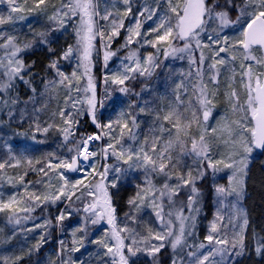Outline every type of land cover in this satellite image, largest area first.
Here are the masks:
<instances>
[{
  "label": "snow or ice",
  "instance_id": "1",
  "mask_svg": "<svg viewBox=\"0 0 264 264\" xmlns=\"http://www.w3.org/2000/svg\"><path fill=\"white\" fill-rule=\"evenodd\" d=\"M7 3L8 14H0V25L13 23L15 20L25 19L22 15L25 10L28 12L43 11L47 0H32L33 6L27 8V0L18 3V0H0V3ZM126 8L121 14L119 11L113 13L105 9L101 14L98 8V0H62L60 7L54 11L49 20L54 21L59 28L72 22L76 35V44L69 45L59 59L68 60L77 56L79 60L78 68L84 69V75L88 77L87 87L83 89L85 96L81 100H72V107L77 104L87 105L86 114L91 118L98 132L92 134H81L79 139H75V125L79 123L77 116L84 114L83 108H78L75 113L66 112L60 109L59 116L63 121V127L58 130L66 143L71 144L68 152L71 155L67 158L56 157L54 153H49L45 161L33 160L24 156L11 154L9 150L8 159L0 162V172L5 168H24L23 173L16 177H8V183L15 186L17 183L23 185L24 194L13 193L7 199L0 193V212L9 213L10 223L21 224L22 221L32 219L31 213L41 205L68 201V207L79 201L80 208L75 209L82 212L81 222L72 231V246L68 248L65 242L60 241V251L58 257H62L65 252H78L84 247L89 226H102L107 224L104 236L99 240H92L99 248L104 249L101 256L97 252L98 264H132L133 258H140L144 254L151 258L152 264H158V253L166 245H170L174 253L172 264H178L175 258L177 248L181 250L186 246V236L192 235L190 228L195 227V216H185L183 210L179 209L175 213L168 212V217L175 215V221L179 223V230L174 231V221L168 219L165 222L162 201L166 197L170 203H174L180 191L188 188L187 207L190 212H198L195 207L200 197V191L196 182L211 170L213 175L224 169H230L232 174L229 176V185L216 186L215 192L219 196L235 194L237 197L243 195L244 176L247 174L249 156L254 149L264 150V0H224L223 5L219 0H163L164 7L161 11V0H154L156 7L146 6L139 11L135 26L127 29L129 36L125 44L121 47L131 45L135 38L140 37L143 44L155 49L154 53H149L141 58L138 50H130L124 58L128 61L122 64V69L105 77V84L110 80L113 85H118L121 93H128L126 82L140 77H151L160 66L159 54L162 52L165 59L177 57L178 54H189V63L197 65V61L191 56L193 44L195 49L200 51L199 62L196 67L198 79L192 85L195 104L190 97L187 103L181 98L179 89L184 87L182 84L176 85L177 95L174 104H170L163 120L172 125L175 129L160 127L162 133L159 137H154L151 148L148 147V140L145 138L143 144L138 149L124 147L122 139L127 135L130 139L136 140L137 136L134 129L138 127L135 115L131 112L121 111L115 120L101 123L97 117V108L105 106L104 99H98L96 88L91 75L92 55L96 51L94 41L99 39L101 48L104 50V61H107L116 53L109 49L111 40L119 35V31L124 27L123 18L132 12L131 0H123ZM235 13V19L232 13ZM97 17L103 21H110V32L98 28ZM154 20L155 27L150 28L149 32H141L143 21ZM78 18V23L73 21ZM57 29V30H58ZM230 29L233 35L225 34L224 30ZM202 34L207 36V41L202 38ZM154 35V38H151ZM38 41L29 40L21 43L13 35L0 33V49H3V56L0 57V93L7 96V99L0 98V109L15 105L17 98L10 95L15 87L17 79L30 85L29 80H25L24 73L29 72L31 65L26 64L21 57V53L33 47V44H48L47 33H37ZM139 42V41H137ZM182 44V46H178ZM205 49L211 54L206 56ZM49 51H53L49 48ZM221 53L227 54L222 56ZM239 54V55H238ZM180 58H183L182 56ZM211 59L208 64V79H204V65L207 59ZM241 60L240 71L237 73L235 67L231 68V76L228 77L229 91L225 92L227 103L231 106L234 114H241L237 120H229L227 115L221 116L216 126L209 127L208 121L212 116L216 106V98L219 93L218 77L224 66H227L237 59ZM59 60H52L48 68L55 70L59 80L48 81L47 87L65 86L71 91L72 82L81 79L74 70L71 77L60 71ZM191 75V73H189ZM240 76V85L243 88L246 99L243 103L240 100V93L234 87L236 76ZM186 90V89H185ZM35 91V89H33ZM77 91L79 89L77 88ZM138 95V94H137ZM71 100L69 96L66 99ZM131 107V106H130ZM183 108V111H181ZM39 111V110H37ZM145 112V108H140ZM190 113V115H189ZM56 115V113H53ZM11 116V111H9ZM159 119V115H157ZM131 121V124L129 123ZM55 125L48 124L41 128L36 123V131L47 133ZM196 126L199 129V136H195L191 129ZM119 128V134L116 129ZM167 131L169 139L162 146L163 133ZM108 137V143L103 145L99 151L90 150V145L95 141H103ZM215 139L216 148L224 149L220 152L219 158L213 152V145L210 138ZM71 138V139H70ZM190 142V147L188 146ZM180 149L181 156L188 155L196 157L197 169L194 174L189 168L187 173L179 170L180 160L173 162L172 152ZM101 157L107 160L115 157L127 168L110 165L107 163L99 164L96 160ZM56 163H53V160ZM14 161V163H13ZM37 168L36 165H41ZM89 169H91L89 171ZM102 169V170H101ZM143 170L145 173V185H137V192L134 197L128 200V204L135 211L139 212L142 207L149 206L153 209L157 219L164 226L163 231H153L148 228L147 236L140 235L135 229L125 223L120 226L116 215L111 189H118L121 179L130 170ZM28 171L37 172L45 180H37L35 183H43L45 191H29L28 185L32 182H25ZM81 173V178L73 181L68 173ZM162 175L165 177L164 183L157 187L151 178V174ZM51 174V175H50ZM4 179L0 176V180ZM175 179L176 183L170 181ZM55 180L56 183L52 181ZM79 193V194H77ZM235 207V206H234ZM238 214H242L237 209ZM72 213L67 209H62L56 217L57 225H61ZM126 219L136 222L134 215L125 214ZM221 219L219 213L216 220ZM191 221V223H187ZM248 221L244 219V225ZM51 225L50 220L43 224L35 225V228L47 229ZM34 229H27L31 232ZM81 234V235H78ZM47 237L41 235L40 239L33 246L38 249L46 241ZM243 231L233 236L230 243L227 236L221 237L218 232L217 223L210 224L209 232L204 237L208 246H211L207 253H200L199 249L206 247L201 242L198 245L189 246L196 251H188L190 258L189 264H217L213 259L221 257V264L226 257L231 256L232 252L239 256L244 251ZM131 241L127 243L126 241ZM158 241V243H156ZM238 251H235L236 249ZM22 253L15 256H0V264H19L23 260ZM257 254L264 252V244H259L256 248ZM107 257V260L104 259ZM51 264H56L53 260ZM60 264H75L69 256L68 259H61ZM180 264H183L181 259Z\"/></svg>",
  "mask_w": 264,
  "mask_h": 264
},
{
  "label": "rangeland",
  "instance_id": "2",
  "mask_svg": "<svg viewBox=\"0 0 264 264\" xmlns=\"http://www.w3.org/2000/svg\"><path fill=\"white\" fill-rule=\"evenodd\" d=\"M18 3H20V0H18ZM219 3L223 5V0H219ZM131 6H132V12L127 16L123 18L124 27L120 29L119 35L114 37L111 42L109 43V49L116 53L114 56H112L107 61V66H105L104 61V50L101 48V42L99 39L94 41L96 51L93 52L92 55V65H91V75L93 77V81L96 88V94L98 99H104L105 106L103 108H97V117L101 123H107L110 119L115 120L118 113L121 111L124 112H131L135 115L136 122L138 127L134 129V132L136 133L137 139L132 140L127 135H125L122 139V143L124 147H132L134 149H138L141 144L145 141V138L148 140V147L151 148V145L153 141L151 142L150 137L146 133H150L154 137H159L162 135L160 131L161 125L164 126V128H167L161 121H159L156 117V122L151 123L148 127V132L146 131V128L144 130H141L139 127V123L141 121L145 122L147 121V118H141L143 115H145L148 112L154 111V114L156 113L155 110V103H159V109L161 112L164 113V115L167 113L168 107L170 104H174L176 101V85L182 84L184 87L179 89V93L181 95V98L187 103L189 98H192L193 104H195V97L193 96V89L192 85L195 83V81L198 79L196 76V67L199 62L200 57V51L198 49H195V45L193 44V51L191 52V56L197 61V65H191L189 63V54H178L177 57H168L165 59L163 56V53L161 52L159 54V63L160 66L156 69L155 73L151 77H140L137 75L136 79L129 80L126 82L128 88L130 91L128 93H121L118 88V85H113L111 81L109 80L107 85L105 84V77L111 76L113 73L119 71L122 69V64L128 63L126 59H124L128 52L130 50H138V55L143 58L147 56L149 53H154L155 49L150 47L149 45L143 44V40L140 37H137L134 39L133 43L131 45H128L127 47H121L125 44L126 38L129 36V33L127 29L129 27L135 26L136 18L139 16V11L143 10L146 6L156 7V4L154 3V0H131ZM163 0H161V11L164 7ZM59 8V7H58ZM57 8V9H58ZM98 8L101 14H104L105 9L108 11H111L113 13L119 11L121 14L123 13L126 6L123 3V0H98ZM54 13V12H53ZM0 14L7 15L8 14V5L7 3H0ZM232 18L235 19V13H232ZM74 19V18H73ZM78 23V18H75ZM98 21V28L103 29L106 32H110V21L106 22L103 20H100L99 17L96 18ZM156 18L154 17L153 20H144L141 32H149L150 28L155 27L154 20ZM51 22L52 26L46 27L49 34L46 30L43 32L47 33V40L51 42V37L55 38V35L60 38L59 40H62L65 42V47H63V52L67 49L69 45H75L76 44V35L73 28V24L70 22L67 23L64 28H59L56 22L49 20ZM22 25L18 23V19L15 20L13 23L7 24V25H0V33H3L6 35H13L16 36L19 40V42L24 43L29 40H36L38 41V37L35 35L33 37H26L21 38L23 28ZM58 29V30H57ZM230 29H225L224 32H229ZM24 37V35H23ZM202 38H205L207 40V36L202 34ZM58 40V39H57ZM139 41V42H137ZM3 40L0 39V43H2ZM47 44H40L38 42L33 44V47L30 49H33L38 46L46 47ZM61 47L63 44H60ZM178 46H182V44H178ZM59 47V48H61ZM28 49V50H30ZM54 51V50H53ZM62 52V53H63ZM4 54L3 49H0V57H2ZM206 56L210 57L211 54L207 52V49H205ZM23 58V54H20ZM183 58H180V57ZM24 59V58H23ZM239 58L236 60L238 61ZM211 63V59H207L204 65V79H208V64ZM241 63V60H240ZM79 64V60L77 56H73L68 60H65L63 63L62 60L59 61L58 67L60 71L65 70L64 73L71 77V74L74 70L77 71V74L80 73L81 79L76 82V80H73L72 82V88L75 89L73 92L74 98L72 100H81L86 95L83 89L87 87L88 84V77L84 75V69L82 67L78 68L77 66ZM233 68V67H232ZM236 69L237 73L240 71V65ZM228 68L223 67L221 70V73L218 77L219 80V88L223 86H228L229 80L228 77L231 76V71H227ZM261 71H264V69H261ZM63 72V71H62ZM191 73V75H189ZM50 78L48 81H53L54 76H56L55 70L52 69V71H49ZM25 80H29L30 82H34L36 79H32L31 72H25L24 73ZM56 80H59V77L56 76ZM237 79L240 80V76L237 77ZM18 85L16 87L17 92L21 95L22 103L24 104L25 108H28L29 103L32 102V99H29L26 97V89L23 87H27L30 89V85L24 83L22 80L17 79L16 80ZM47 81V82H48ZM46 82V83H47ZM45 83V85H46ZM52 88V87H51ZM48 88V89H51ZM77 88L79 91H77ZM186 89V90H185ZM239 89L243 90V88L239 87ZM238 90V89H236ZM244 91V90H243ZM71 92V91H69ZM132 92V93H131ZM119 94L127 96L130 94L134 95V101L129 105L131 106L129 110L122 105L118 107V109H115L116 113H110L106 110V104L113 98H117ZM138 94V95H137ZM1 96V95H0ZM5 99V98H3ZM71 100V101H72ZM69 102L68 107L72 106V102ZM132 107L134 110H132ZM16 109L14 105H9L8 107L0 109V115L4 114L7 121H17L20 122L23 120L22 117L29 116L31 117V111L28 109ZM76 108H83L84 113L86 114L87 105H80L77 104ZM140 108H145V112H141ZM22 110V111H21ZM9 111H11V116H9ZM66 111V109H65ZM77 110L73 107H71V111L75 113ZM181 111H183V108H181ZM24 112V114H22ZM36 113H39L36 110ZM212 112V116L210 117L208 123L210 126H216L217 121L221 118V116L227 115L229 120H237L241 118V114L237 113L236 117L234 114L230 116L229 113H224L223 115H220L219 113L214 114ZM87 115V114H86ZM163 115V116H164ZM190 115V113H189ZM87 117L91 119L88 115ZM78 120V117H76ZM163 120V119H162ZM28 128L24 130L26 135L28 137H40L39 131H36V124L35 122H31L28 119ZM131 124V121H129ZM77 125V124H76ZM64 125H62L63 127ZM169 126L172 129V125L169 124ZM169 127V128H170ZM173 135L175 134V129H172ZM99 131V129H98ZM97 131V132H98ZM119 128L116 129V133L119 134ZM192 133L197 136H199V129L196 128V126H193L191 129ZM95 133V132H94ZM92 134V133H91ZM168 138H166V136ZM23 136V135H22ZM61 141L63 147V152L59 154V158L61 156H67L69 157L71 153L68 152V148L71 147V144L66 143L63 140L62 134H60ZM107 139L108 143V137H105ZM71 139V138H70ZM169 139L168 132L165 131L162 136V140L160 141V144H162ZM150 140V141H149ZM37 142L39 139L36 140ZM98 144L99 149L104 145V141H95L92 145H90V150L94 151V147ZM189 147L190 142H189ZM9 150H11V154L16 156H24L27 157V153L31 154L34 150L33 144H28L27 141L17 142L15 139L10 138L8 135H5L1 131L0 127V162H3L4 160L8 159L9 157ZM177 153L175 151L172 152L173 156V162H176V159L179 158L180 160V168L179 170L187 173L189 168H191L195 174L197 169V164L195 163L196 157L194 156H188L184 155L181 156L180 149L177 148ZM224 151V149H219L218 152ZM257 153L254 150L250 156H249V162L248 167L246 169L247 174L244 176V186H243V195L240 197H237L235 194L232 195H225V196H219L215 192L216 186H225L228 187L229 185V176L232 174L230 173H224L223 171L216 173L213 175L211 170H208L206 172V175L203 179L198 180L196 182V186L200 191V197L198 202L196 203L195 207L199 209L198 212H190L187 207V198L189 195V189L184 188L180 191V193L174 197V203H170L167 198L165 197L162 201L163 204V210H164V219L165 222H167L168 219H172L174 221V231L179 230V223L175 221V215L172 217H168V212H176L179 209L183 210V214L185 216H195V227L188 229V231L192 232V235L186 236V246L181 250L180 248H177L175 258L178 261V264H180L181 259L183 260V264H189L190 258L187 256L188 251H196L195 248H190L189 246L192 245H198L199 243L203 242L205 243L206 247L204 249H199L200 253H207L209 248L211 246L207 245V242L204 240V237L208 234L210 224L212 222H216L218 226V232L221 237L227 236L230 243L232 241V238L235 234L240 233L243 231L244 235V251L241 255L236 256L234 254V251L232 252L231 256L226 257L225 260L222 262V264H233L235 261H237L239 258L244 256V254L247 252L246 250V239H247V232L246 229L248 227L247 225H244V219H247L246 215V206L244 205L243 201L245 200L247 193L245 189V183L248 179V170L252 163L257 158ZM216 157H218V154H216ZM55 162V159L53 160V163ZM14 163V161H13ZM98 163L103 164L107 163L110 165H117L124 168H127V165H123L121 161H117L115 157H109L106 161L103 160L101 157H98ZM37 166V168L41 167ZM26 167L22 166L20 168ZM10 168H5L3 172H0V176H3L4 179L0 180V193H3V198L7 199L9 195L13 193H17L19 195L24 194V187L21 184H16L15 186L10 185L8 183V179L6 178V172ZM102 170V169H101ZM24 171V170H22ZM23 173V172H22ZM51 175V174H50ZM81 173H78L76 176L77 178H81ZM69 176V175H68ZM71 177V176H69ZM151 178L153 180V183L160 187L164 181L165 177L162 175H157L155 173L151 174ZM25 182L31 181L32 183L28 185V190H40L41 193L45 191V188H43V183H35L37 180H47V177H42V175L38 174L37 172L28 171L27 175L25 176ZM171 184H175L176 180L173 179L170 181ZM137 185H140L143 187L145 185V173L141 170H130L126 176H124L120 183L118 189H111L112 196H113V202L114 206L116 207V215L118 219V223L120 226H123L125 223L128 224L129 227L135 229L140 235L147 236L148 234V228H152L153 231H163L164 226L159 222L157 219V216L155 215L153 209L149 206H145V214L147 216V220H143L141 214H137L128 204V200L131 197H134L137 192ZM41 186V189H40ZM130 188L131 194L129 193L128 189ZM127 190L128 193L123 194V200H121L122 191ZM133 195V196H132ZM121 202L119 206H116V202ZM60 202H58L56 205L47 204L44 205L45 207H50L52 209H56V207L59 205ZM68 201L65 200L64 206L62 209H67V211L71 212L72 215L69 216L67 219H70V222H76L75 220H79V223L81 222V216L83 215L82 212H77L75 209L80 208L81 204L79 201H76L71 208L66 206ZM43 206V205H41ZM40 206V207H41ZM235 206V207H234ZM40 207H37L33 213H31V216L33 217L30 220L22 221L21 224H15L10 223L8 216L9 213L7 212H0V256H15L20 255L22 253H28L31 249L30 254L24 255V258L22 261H25L27 259H30V262L27 264H50V261L48 257L44 254L45 250H48L50 247H53L56 245L57 251H60V241H64L65 244L68 246V248H71L70 246V239L68 236L61 235L60 229L61 225H57V221H55L57 215L55 214L54 219L51 218L53 216V213H49V215H46L44 213L37 214V210H39ZM61 209V210H62ZM237 209L241 210L242 214H238ZM37 215H36V214ZM134 215L136 217V222L133 223L131 220L126 219L125 214ZM219 213V216L221 219L216 220V215ZM149 216V220H148ZM46 220L51 221V225L47 229L43 228H35V225L37 224H43ZM152 220V221H151ZM187 223H191V221H188ZM107 224H103L102 226H89V231L87 234V237L85 239V248L88 244L87 240H99L104 236L105 229L107 228ZM27 229H34L33 231L29 232ZM55 233V238H53V234ZM41 235H45L47 237L46 241L41 244V246L36 249L33 246L37 243V241L40 239ZM127 243H131V241H126ZM158 243V241L156 242ZM45 248V250H44ZM257 248V246H256ZM94 252L102 253L105 251L102 248H99L96 244L93 248ZM167 249L166 253L170 254V258L168 261V254L167 255H158V264H172V260L174 258L173 250L171 249L170 245H166L165 248L161 249L162 251ZM169 249V252H168ZM81 250V249H80ZM78 252H68V256L80 254L81 251ZM237 248L235 251H238ZM49 251V250H48ZM57 252V253H58ZM41 254V256H38ZM60 258V257H59ZM105 260H107V257H104ZM217 264H221V257L216 256L213 258ZM61 260V258H60ZM21 262V261H20ZM132 264H152L151 258L140 254V258H133Z\"/></svg>",
  "mask_w": 264,
  "mask_h": 264
},
{
  "label": "trees",
  "instance_id": "3",
  "mask_svg": "<svg viewBox=\"0 0 264 264\" xmlns=\"http://www.w3.org/2000/svg\"><path fill=\"white\" fill-rule=\"evenodd\" d=\"M62 0H47L46 5L44 6L43 11H34V12H28L25 10V12L22 13V15L25 16V19L20 20L18 19V23H20L23 28V32L21 35V38L26 37H33L37 33L43 32L44 30L47 31L49 34L50 32L46 27L52 26L51 22L47 20L53 12L60 7ZM20 3H24V0H20ZM224 3V0H223ZM33 6L32 0H27V8H31ZM73 21L77 22V20L74 18ZM73 24L72 22H70ZM228 35H233V32L230 30L229 32L225 33ZM24 35V37H23ZM154 38V35L151 37ZM51 42L48 41V44L46 47L38 46L33 49L27 50L23 52V58L26 64L31 65V75L32 79H36L33 83L30 82V89L23 87L26 89V97L29 99H32V102L27 104L29 105L28 108H25L24 104L21 100V95L17 92V81H15V87L11 91L10 95L12 97L17 98V103L14 105L16 109H28L31 111V117L24 116L22 117L23 120L20 122L17 121H7L5 118V115H0V127L1 131L8 135L10 138L15 139L17 142L27 141L28 144H33L34 150L31 154L27 153V157L33 159V160H41L42 163L45 161L49 153H54L56 157H59V154L63 152V145L60 137V131L58 130V127H62L63 121L61 120L59 116L60 109H66V112L71 111V107H68L69 102L74 98L72 95L75 89L71 88V92H69V89L65 86L57 85L54 88L45 86V83L49 80L50 75L49 71H52V69L48 68L49 63L52 60H59L64 63L65 60L59 59L62 55L63 47H65V42L62 40H59L57 35L54 37H51ZM58 39V40H57ZM205 41H207L205 38H203ZM60 44H63L61 47ZM61 47V48H59ZM49 48H51L54 51H49ZM222 56H226L227 54L221 53ZM239 55V54H238ZM240 65V59L238 61H233L227 66H224L227 69V71H231L232 67H237ZM78 70V67H77ZM64 72L65 70L62 69ZM77 75H80L78 73ZM239 77V75H237ZM54 80H56V76L53 77ZM240 80L236 79L234 82V87L238 89L237 91L240 93V100L241 103L244 102L246 99V94L243 90L239 89L240 87ZM77 82V81H76ZM51 88V89H48ZM35 89V91H33ZM229 91L228 86H223L219 88V93L216 98V106L213 109L214 114L219 113L220 115H223L224 113H229L230 116L234 114L231 111V106L227 103V100L225 98V92ZM132 93V92H131ZM0 98L7 99V96L3 93H0ZM71 97V100H68L66 103V99L68 97ZM134 95L130 94L127 96L119 94L117 98L111 99L106 104V110L110 113H116L115 109H118L121 105L129 110L130 104L134 101ZM5 108V107H4ZM77 110V108H75ZM36 110H39V113H36ZM132 110L134 108L132 107ZM155 110L157 114H154V111L148 112L145 115H143L141 118H147V121L144 124V121L139 123V127L141 130H144L146 128V131L148 132V127L151 123L156 122V117L159 115V121H161L167 128L171 129L169 126V123L162 120L164 113L160 111L159 109V103H155ZM22 111V110H21ZM53 113H56V115H53ZM24 114V112H22ZM235 117L237 116L234 114ZM78 121L79 123L75 125L76 130V136L75 139H79L81 134L87 135L94 132H97L98 129L95 127L94 124H92L91 119L87 117V115L84 113L83 115H79ZM28 119L31 122L39 123L41 128L47 127L48 124L55 125L53 128H50L47 133L39 132L40 137H28L24 130L28 128ZM209 124V123H208ZM170 127V128H169ZM209 127L210 124H209ZM145 131V130H144ZM173 131V130H172ZM149 135L151 142L153 141V135L150 133H146ZM23 135V136H22ZM166 136V134H164ZM168 138V136H166ZM39 139L37 142L36 140ZM149 140V141H150ZM104 145L107 144V139L104 140ZM210 142L213 145V152L215 154H218V157L220 155L219 150L216 148V141L213 138H210ZM149 145V144H148ZM177 149V148H176ZM174 150L175 153H177V150ZM94 151H99L98 144L94 147ZM60 158H67V156H61ZM98 162V157L96 158ZM57 161L55 160L54 163ZM40 166V165H37ZM23 168H10L6 172V178L8 177H16L18 174H21L24 170ZM91 169H89L90 171ZM224 173H230V169H224ZM73 181H75L77 176H71L70 177ZM53 183H56L55 180L52 181ZM43 188H45L43 186ZM41 189V186H40ZM245 189L247 196L245 200L243 201L244 205L246 206V215H247V221H248V227L246 229L247 232V239L245 242L246 250L247 252L239 258L237 261H235L233 264H264V252L261 254H257L256 252V246L259 244H264V150L261 154L257 155V158L252 161L249 170H248V179L245 183ZM32 191H38L40 190H32ZM129 193L131 194L130 188L128 189ZM127 190L122 191L121 200H123V194L128 193ZM79 194V193H77ZM133 196V195H132ZM65 201L60 202L59 205L56 207V209H52L50 207H45L44 205L37 210V214L44 213L46 215H49V213H53V216H51L52 219H54L55 214H58L60 210L63 208ZM116 206H119L121 204L120 200L119 202L115 201ZM68 206V203L66 204ZM145 207V206H144ZM4 213V212H2ZM137 214H141L143 220H147V216L145 214V208H141L139 212H136ZM36 214V213H35ZM36 214V215H37ZM56 219V218H55ZM54 219V220H55ZM148 216V220H149ZM56 221V220H55ZM76 222H70V219H66L62 222V226L60 229L61 235L68 236L70 239V246H72V231L79 225V220H75ZM152 221V220H151ZM160 222V221H159ZM81 235V234H78ZM53 238H55V233L53 234ZM88 244L85 248H80L81 252L80 254L71 255V259L75 261V264H98V257L97 253L94 252L93 248L95 247V244L92 243V240H87ZM45 250V248H44ZM49 250V251H48ZM48 250H45V255L48 257L50 264L51 261H55L56 264H60V258L61 259H68V252H65L62 257L57 256V247L54 245L53 247H50ZM167 249L161 250L159 255H167L168 254V261L171 257L169 253H166ZM169 252V249H168ZM102 253H100L101 255ZM38 256H41L39 254ZM102 256V255H101ZM30 262V259H27L25 261L19 262V264H27Z\"/></svg>",
  "mask_w": 264,
  "mask_h": 264
},
{
  "label": "water",
  "instance_id": "4",
  "mask_svg": "<svg viewBox=\"0 0 264 264\" xmlns=\"http://www.w3.org/2000/svg\"><path fill=\"white\" fill-rule=\"evenodd\" d=\"M256 152H258V153H261V152H263V150H261V149H254ZM77 173H68V175L69 176H74V175H76Z\"/></svg>",
  "mask_w": 264,
  "mask_h": 264
},
{
  "label": "bare ground",
  "instance_id": "5",
  "mask_svg": "<svg viewBox=\"0 0 264 264\" xmlns=\"http://www.w3.org/2000/svg\"><path fill=\"white\" fill-rule=\"evenodd\" d=\"M236 79H237V76H236L235 80H236ZM256 153L259 155V154H261L262 152H261V153L256 152Z\"/></svg>",
  "mask_w": 264,
  "mask_h": 264
}]
</instances>
